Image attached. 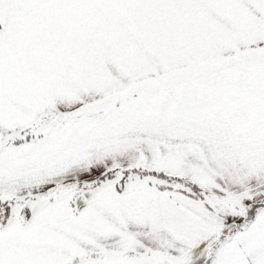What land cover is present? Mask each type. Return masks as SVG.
<instances>
[{"label":"snow or ice","instance_id":"1","mask_svg":"<svg viewBox=\"0 0 264 264\" xmlns=\"http://www.w3.org/2000/svg\"><path fill=\"white\" fill-rule=\"evenodd\" d=\"M0 264H264V0H0Z\"/></svg>","mask_w":264,"mask_h":264}]
</instances>
